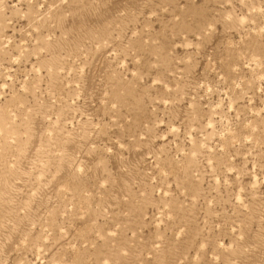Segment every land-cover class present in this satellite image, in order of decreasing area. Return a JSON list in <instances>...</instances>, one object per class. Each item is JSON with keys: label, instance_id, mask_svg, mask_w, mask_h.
<instances>
[{"label": "rangeland", "instance_id": "374dc122", "mask_svg": "<svg viewBox=\"0 0 264 264\" xmlns=\"http://www.w3.org/2000/svg\"><path fill=\"white\" fill-rule=\"evenodd\" d=\"M0 264H264V0H0Z\"/></svg>", "mask_w": 264, "mask_h": 264}]
</instances>
